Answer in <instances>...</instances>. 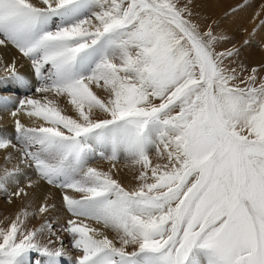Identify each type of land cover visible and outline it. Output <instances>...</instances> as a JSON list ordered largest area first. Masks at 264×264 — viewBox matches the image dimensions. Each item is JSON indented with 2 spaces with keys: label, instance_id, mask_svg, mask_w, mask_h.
<instances>
[{
  "label": "snow or ice",
  "instance_id": "snow-or-ice-1",
  "mask_svg": "<svg viewBox=\"0 0 264 264\" xmlns=\"http://www.w3.org/2000/svg\"><path fill=\"white\" fill-rule=\"evenodd\" d=\"M195 8L0 0V264H264V19Z\"/></svg>",
  "mask_w": 264,
  "mask_h": 264
},
{
  "label": "rangeland",
  "instance_id": "rangeland-1",
  "mask_svg": "<svg viewBox=\"0 0 264 264\" xmlns=\"http://www.w3.org/2000/svg\"><path fill=\"white\" fill-rule=\"evenodd\" d=\"M247 2L248 4H250V6L246 7L243 11H240L237 15L230 18H225L224 13L230 11L231 8L236 7L238 4L245 3V0H195L196 8L194 10L199 13V19L201 23L207 24L212 20L221 21V27L228 30L229 34L233 38V42L237 46H241L243 45V42L249 38V33L252 31V29L258 25L259 19H264V9L261 8V4L264 3V0H247ZM257 12L260 13V17L259 19L254 20L253 18L255 17ZM245 29H247V31H245ZM260 37H264V29H262L258 33V35L253 38L255 41L253 46L247 47L244 50L242 58L249 65H258L259 63L264 62V51H262L259 47ZM2 94L10 95L11 93L4 92ZM12 95L19 97L20 95H23V92H15L12 93ZM0 110V117L5 119L8 115L5 114L7 111L4 110V115H6L5 117L2 116L4 111H2V109ZM3 119H0V129L6 131L4 125L1 124L6 120ZM0 161H3V157ZM125 182L127 183V179L125 180ZM49 189L53 188H51L50 186H45L44 188V190ZM53 192L54 195H50L45 192L44 193L48 194L51 199L58 206H60V210L57 212H53L52 214V216L55 218L56 223L60 224L63 222V219L69 214L66 212V210L63 209L61 205L59 190L54 189ZM0 205H3L6 212H14L19 207L20 203L18 201L16 204L7 205L4 203L3 197H0ZM68 248L69 257L64 260L63 264H70V260L74 259L75 257V253L70 250V245H68Z\"/></svg>",
  "mask_w": 264,
  "mask_h": 264
},
{
  "label": "bare ground",
  "instance_id": "bare-ground-1",
  "mask_svg": "<svg viewBox=\"0 0 264 264\" xmlns=\"http://www.w3.org/2000/svg\"><path fill=\"white\" fill-rule=\"evenodd\" d=\"M23 69H22L23 72L30 73V68L28 67V65L26 63L24 64ZM10 95H12V93ZM19 97H21V95ZM2 111H4V110L2 109ZM4 113H5V111L3 112V115L2 116H5L6 117V115L8 114V112L5 113L6 115H4ZM5 119H3L5 121H3V122L1 121L2 122L1 124L4 125V128H5V130H6L7 133H12L13 130H14V125H13L12 119L9 116V114L7 115V117ZM22 122H27V121L24 120ZM2 157H3V153L0 152V160H1ZM97 163L100 164L101 166H103L104 168H107L108 167V164L105 161H98ZM2 164H3V161L2 162L0 161V165H2ZM53 191H54V189L44 190L45 193H48L50 195H54V192Z\"/></svg>",
  "mask_w": 264,
  "mask_h": 264
}]
</instances>
